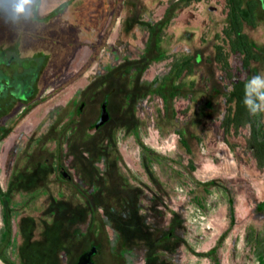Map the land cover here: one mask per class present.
<instances>
[{"label":"rangeland","instance_id":"1","mask_svg":"<svg viewBox=\"0 0 264 264\" xmlns=\"http://www.w3.org/2000/svg\"><path fill=\"white\" fill-rule=\"evenodd\" d=\"M60 1L40 0L39 15ZM158 1L104 0V35L77 30L73 48L66 46L72 36L61 34L56 57L49 55L55 67L43 69L26 108L16 99L0 103V264H72L93 246L92 264H261L251 237L264 251V220H250V212L264 199V166L241 147L231 151L218 129L223 88L213 44L226 22L225 0ZM88 2L75 5L93 18ZM7 10L0 0V47L15 48L2 28ZM255 15V25L244 26L258 54L251 78L264 76V0ZM25 46L26 54L38 49ZM174 52L191 54L194 73L176 89L171 74L164 101L157 84L172 58L156 57ZM103 101L109 118L94 130ZM175 128L186 129L194 170ZM143 148L162 164L148 165ZM191 176L215 181L201 206L190 197L189 190L202 192Z\"/></svg>","mask_w":264,"mask_h":264},{"label":"trees","instance_id":"2","mask_svg":"<svg viewBox=\"0 0 264 264\" xmlns=\"http://www.w3.org/2000/svg\"><path fill=\"white\" fill-rule=\"evenodd\" d=\"M259 0H225L226 10V22L221 29L220 34H215V37L220 40L213 44V61L220 74L222 82L221 103L222 108L219 111L217 117L218 129L223 135V141L229 146L231 151L235 152L237 147H241L245 152L249 151L252 158L258 167L264 166V119L262 114L261 119L255 121L252 114L244 105L245 97V85L251 79V62L258 59V54L255 52V46L250 40L248 34L244 30L245 25L254 26L256 23L255 10L258 7ZM161 0L157 2L159 4ZM161 36H159V39ZM115 53V52H113ZM112 53V54H113ZM233 56L239 58L240 63L233 65L231 60ZM167 57H171L169 62V71L164 74L157 86L160 88L157 90V94L162 100L165 101V92L162 90L167 79L171 74L176 78L172 83L174 89L183 85V77L194 73V65L192 62L191 54L171 53L161 54L156 57L157 60H162ZM8 58L7 60L15 61L18 65L23 64V70L21 72L14 71L13 77L9 78L11 86H14L15 94H18L21 98L30 96L33 92L34 77L39 67L43 63V55L41 52L35 53L32 56H20L16 53V50H2L0 51V61ZM27 63V64H26ZM34 64V65H33ZM236 73L238 76L236 77ZM23 76V80L20 77ZM192 80L189 84L193 85ZM177 90H171V96L175 97L178 94ZM213 93H217L214 89ZM25 94V95H24ZM206 107L208 111H211L210 105ZM188 107H185L182 112L187 114ZM249 128V133L246 134L243 131L245 128ZM200 133L205 132L201 127ZM174 132L178 135V144L182 146L183 153L189 156V170H194V158L195 156L192 147L186 137V129L175 128ZM195 133L193 137L197 142H201L203 139L202 134ZM238 137L242 138V143L238 142ZM150 149L143 148L142 153L145 156V162L148 165L154 162L162 164L160 162V156L155 152H149ZM179 174V173H178ZM63 176V175H61ZM64 177V176H63ZM192 177V176H191ZM66 178V177H64ZM69 179V178H68ZM192 180L196 183L197 187H202V192H196L195 190H189L190 197L197 205L202 204V198L204 194L209 193L210 189L215 185V181L199 182L192 177ZM3 193L0 192V198ZM0 202L2 200L0 199ZM228 212L230 220L233 219V206L231 202H228ZM251 241L254 246L255 252L258 254L261 264H264V251H261L258 244L257 234H252Z\"/></svg>","mask_w":264,"mask_h":264},{"label":"flooded vegetation","instance_id":"3","mask_svg":"<svg viewBox=\"0 0 264 264\" xmlns=\"http://www.w3.org/2000/svg\"><path fill=\"white\" fill-rule=\"evenodd\" d=\"M77 2L78 0H61L54 8H52L46 14V16L41 17L38 13L40 0H28L27 3H23V9H24L23 11H17L18 7L22 3V0H2V4L4 5V7L8 8V10L6 11V16L4 18V21L2 23L3 26L2 28L3 30H6V32L10 33L14 37V39H12L11 41L15 40L14 42L15 48L6 45L0 47V51L15 49L16 53L20 56H28V55L32 56L35 53L41 52L44 57L43 63L40 66H38L39 69L35 74L33 92L31 95H33L36 92V85H39V81L43 74L42 72L44 71L43 69L46 67L48 72L51 73V71H53L52 69L55 67L54 63L51 62L50 59L51 56L49 55H53L56 57V53L52 46L56 45L59 41L61 42V40H63L62 38H60L61 34L62 35L67 34V36L69 37L72 36L68 40V44L66 46H70V47L72 46L74 48L78 44L77 43V39H78L77 36L79 34L78 31L84 33L85 31L83 30L86 31L89 30L90 33H99L103 31V35L106 32V30L104 32V9L101 8L102 6H104V0H89L88 3H90L92 8L91 9L89 8L88 11H93L96 13V16L93 18L92 16H89L87 14L88 12L86 11L85 8L82 9L81 7H77L75 5ZM93 8L95 10H93ZM150 12L151 10L149 11V13ZM93 20H96L97 22L93 23ZM107 23L109 25V22ZM73 36H75V38ZM30 42L34 44V46L38 49L34 53L26 54V52L24 53L23 50L24 49L26 50L27 47L25 45L29 44ZM37 43H43L44 47H40ZM118 44H123L124 48H126V46L128 45L127 41L125 42L122 40H118ZM20 50H22V52ZM7 59L8 58H5L4 60L2 59L0 61V103L4 102L6 105L7 103L9 104L12 100L16 99L25 102V104L22 105V109H24L26 108L27 99L29 98V96L25 98H21L18 95L19 93L15 94L14 86H11L9 82V78L13 77L14 71L21 72L23 70V66H22L23 64L18 65L17 62L10 61ZM9 70L11 71V73H8ZM20 80H23V76L20 77ZM83 104L84 103L81 100L79 106L77 107V113L81 112ZM2 108L3 105L0 104V111ZM79 108L81 109L79 110ZM96 129L97 128H95L94 130ZM5 134H6V124H0V140L3 138ZM221 158L225 161L222 155ZM227 159H228L227 164L229 162L232 163L231 158L227 157ZM258 168H262V167H258ZM58 173L60 174L59 171ZM250 220H254V221L262 220L263 222L264 199L256 200L252 204L251 212H250Z\"/></svg>","mask_w":264,"mask_h":264},{"label":"clouds","instance_id":"4","mask_svg":"<svg viewBox=\"0 0 264 264\" xmlns=\"http://www.w3.org/2000/svg\"><path fill=\"white\" fill-rule=\"evenodd\" d=\"M28 0H22L17 11H23V3ZM244 105L249 110V113L256 115L264 112V76L256 75L251 78L245 85Z\"/></svg>","mask_w":264,"mask_h":264},{"label":"water","instance_id":"5","mask_svg":"<svg viewBox=\"0 0 264 264\" xmlns=\"http://www.w3.org/2000/svg\"><path fill=\"white\" fill-rule=\"evenodd\" d=\"M81 108H79L80 110ZM109 118V114L106 109V101H103L101 103V109L99 113L98 119L93 123L94 128H98L104 122ZM58 171L60 172L61 175H63L66 178H70V174L62 167H58ZM95 253V247H91L89 250L82 252L79 256L76 262L73 264H92V254Z\"/></svg>","mask_w":264,"mask_h":264},{"label":"bare ground","instance_id":"6","mask_svg":"<svg viewBox=\"0 0 264 264\" xmlns=\"http://www.w3.org/2000/svg\"><path fill=\"white\" fill-rule=\"evenodd\" d=\"M230 166H231V163L229 162V163L227 164L226 167H227V168H228V167L230 168ZM230 170H231V169H230Z\"/></svg>","mask_w":264,"mask_h":264}]
</instances>
